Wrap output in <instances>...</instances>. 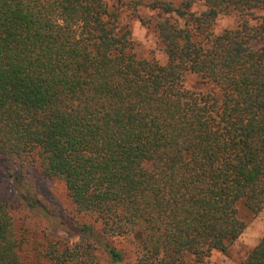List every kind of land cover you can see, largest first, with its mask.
Segmentation results:
<instances>
[{"label":"trees","instance_id":"obj_1","mask_svg":"<svg viewBox=\"0 0 264 264\" xmlns=\"http://www.w3.org/2000/svg\"><path fill=\"white\" fill-rule=\"evenodd\" d=\"M193 4L0 0V172L24 212L0 199V264H117L118 238L132 264H211L264 209V0ZM142 7L165 64L124 21ZM36 174L64 185L76 242ZM239 264H264V236Z\"/></svg>","mask_w":264,"mask_h":264},{"label":"rangeland","instance_id":"obj_2","mask_svg":"<svg viewBox=\"0 0 264 264\" xmlns=\"http://www.w3.org/2000/svg\"><path fill=\"white\" fill-rule=\"evenodd\" d=\"M144 1L149 2L152 0ZM167 1L179 3L181 0ZM193 1L194 4L192 6V11L200 12L204 9V0ZM131 13L132 12L129 11L125 13L124 21L130 26L133 39L141 45L142 53L154 57L160 64H165L166 56L157 46L155 34L148 31L139 20L140 17L156 18V12H152L142 7L138 9L137 16H134ZM258 15L264 17V10L259 11ZM236 25L237 18L235 16L222 15L216 20L214 31L218 34L224 30L234 29ZM188 79V85L190 88L198 89L200 87L199 80L196 77L189 76ZM34 180V186L39 198L44 204H46L52 213H55V216L60 223V228L57 230V233L67 237L72 242H76L79 237L75 231V225L69 223L71 221L69 217L75 216V212L66 197L64 185L58 180L44 179L39 174H36ZM0 199L9 204L12 214L16 218L23 216V206L13 189L10 187L6 177L1 172ZM77 217L80 221H86L88 223L92 222L81 215ZM239 217L245 223L243 233L225 252L213 251L209 259L211 264H239L264 236V209L257 215H252L245 208H240ZM112 245L123 254L122 262L117 264H132L134 261V245L131 241L118 238L112 241ZM99 254L103 260V264H111L105 252H100Z\"/></svg>","mask_w":264,"mask_h":264}]
</instances>
